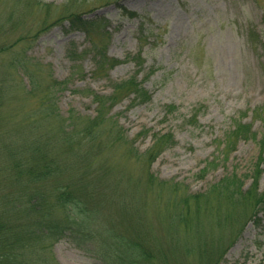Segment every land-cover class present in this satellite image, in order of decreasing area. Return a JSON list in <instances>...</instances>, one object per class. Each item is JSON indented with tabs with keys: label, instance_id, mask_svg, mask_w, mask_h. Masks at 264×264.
<instances>
[{
	"label": "rangeland",
	"instance_id": "1",
	"mask_svg": "<svg viewBox=\"0 0 264 264\" xmlns=\"http://www.w3.org/2000/svg\"><path fill=\"white\" fill-rule=\"evenodd\" d=\"M69 11L93 19L89 35L70 28L63 18ZM92 42L101 49L92 50ZM104 50L119 62L97 68L93 56ZM18 56L38 83L34 93L28 92L27 76L18 74ZM127 78L149 98L130 93L106 100L93 129L96 141H84L81 131L92 126L98 108L95 94L110 97L112 86ZM0 88V153L18 150L27 157L32 140L50 135L49 158L63 171L76 173L84 156L92 171H104L109 209L116 207L110 200L117 192L129 203L127 181L143 183L147 172L179 182L178 195L200 193L201 231L194 242L199 247L188 255L180 251V260L264 264L263 212L207 192L233 171L248 187L249 168L261 152L264 0H0ZM40 98L48 103L38 128L32 122ZM248 128L250 137L230 143L232 131ZM155 134L172 137L147 166L144 153ZM260 167L257 189L264 192V162ZM153 190L155 196L141 195L131 206L160 235L168 192L161 190L157 201ZM77 242L55 241V260L102 264L89 243Z\"/></svg>",
	"mask_w": 264,
	"mask_h": 264
},
{
	"label": "trees",
	"instance_id": "2",
	"mask_svg": "<svg viewBox=\"0 0 264 264\" xmlns=\"http://www.w3.org/2000/svg\"><path fill=\"white\" fill-rule=\"evenodd\" d=\"M97 1L108 3L116 0ZM43 6L45 11L49 9L48 4ZM63 18L68 20L70 28L83 29L88 35L92 32L93 19L86 18L82 13L65 12ZM44 27L43 22L38 31ZM101 47L102 45L92 42V50ZM96 53L93 60L97 68L119 62L109 58L105 50ZM17 61L18 74L27 76L30 86L28 92L34 93L38 83L33 72L28 70L27 62L21 56L17 57ZM130 93L137 99L146 97L145 92L140 94L133 78L116 82L112 86L110 97L101 98L95 94L94 100L98 108L95 117L90 120L92 126L81 131L83 138L87 136L84 141L88 139L92 142L97 139V132H93V129L102 117V103ZM1 94L3 91L0 88V96ZM148 98L149 94L146 99ZM46 100L40 98L34 106V115L37 114L38 118L33 120V127L39 128L43 121L42 116H45L48 103ZM259 114L263 116L261 152L249 168L247 177L251 180L250 185L244 189L245 178L233 171L219 179L207 192L214 193L226 203L242 202V205L254 210L253 213L262 211L264 214V192L257 189L260 164L264 162V155L260 156L264 152V112L260 111ZM249 134L250 128L232 131L233 141L230 143L242 135L250 137ZM155 135L153 143L144 153L147 166L168 145L172 137L166 134ZM48 137L51 136L43 134L42 139L32 140L27 157L18 154V150L9 149L6 155L0 153V264H59L51 253V246L62 237H70L80 245L89 243L102 264H189L179 259V252L188 255L198 246L194 242L201 240L197 219L200 193L187 194L184 191L182 195H178L179 182L171 183L147 172L144 185L140 178L133 182L127 181L129 191L133 192V196L128 199L129 203L125 196L117 192L110 200V206L114 203L116 207L109 209L106 207L105 192L102 193L107 188L102 176L104 171L99 174L97 170L92 171L90 165H87L89 162H85L87 156L82 158L84 164L74 169L76 173L63 171L56 160L49 158L52 140ZM86 147L89 151L93 144ZM64 175L68 176L65 178ZM153 188L156 190L157 201L164 194L161 190L168 192L163 216L159 219L160 235H156L142 216H139L137 207L131 206L141 195L153 192L155 196Z\"/></svg>",
	"mask_w": 264,
	"mask_h": 264
}]
</instances>
